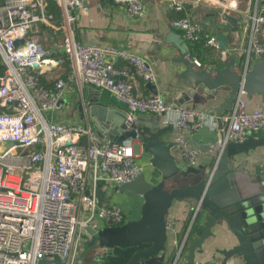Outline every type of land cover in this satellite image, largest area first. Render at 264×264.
I'll return each instance as SVG.
<instances>
[{"label": "built area", "instance_id": "2783aa9c", "mask_svg": "<svg viewBox=\"0 0 264 264\" xmlns=\"http://www.w3.org/2000/svg\"><path fill=\"white\" fill-rule=\"evenodd\" d=\"M55 1L61 9L60 18L49 11V0H0V62L5 65L0 72V106L4 109L0 111V264H46L44 259L52 260L47 264H85L78 247L88 237L87 227L99 229L128 219L121 206L101 204L99 191L103 185L111 192L142 173V147L134 138L100 140L90 122L56 119L54 113L62 106L71 82L108 89L127 106L129 120H134L136 113L158 115L163 126H172L187 167L201 164L204 154L185 135L218 124L215 111L178 105L158 92L138 95L137 78L149 83L158 78L144 54L80 41L75 24L80 11L88 9L85 0ZM113 1L131 17L145 10L146 0ZM165 1L182 13L173 25L187 40L202 37V26L186 11V3L197 0ZM222 1L225 3L218 11L224 22L237 4ZM249 1L253 8L242 13L245 23L241 29L245 30L247 22L251 29L236 46L221 50L215 35L208 39L221 50L220 59L234 54L245 68L264 56V39L259 35L264 25V0ZM37 23L63 33L61 49L69 58V69L56 78L53 87L45 86L39 74L59 60L49 56L38 35H31ZM118 58L125 65H118ZM196 62L202 65L197 57ZM221 120L228 123L226 139L242 141L251 131L264 132V107L250 104L241 92ZM176 226L175 218L168 214V232H175ZM185 244L186 239L172 264H177ZM56 256L61 257V263L53 261ZM187 264L217 263L197 259Z\"/></svg>", "mask_w": 264, "mask_h": 264}, {"label": "water", "instance_id": "95a60500", "mask_svg": "<svg viewBox=\"0 0 264 264\" xmlns=\"http://www.w3.org/2000/svg\"><path fill=\"white\" fill-rule=\"evenodd\" d=\"M214 23H217L216 20ZM199 24L204 25L203 22ZM229 30L240 31L238 16L228 14L226 22L219 25L215 39L221 50L234 45L224 32ZM168 41L175 43L181 51L177 59L185 66L182 75L193 79L188 89L182 91L181 98L175 100L176 104L190 100L196 105L208 99L221 98L214 110L222 125V113L232 106L241 92L250 97L261 93L264 97V56L241 71L234 68L237 62L234 54H230L222 66L197 65L196 56L189 52L187 42L179 33L172 31ZM151 87L155 90L152 83ZM126 112L118 111L115 105H104L96 116V130L102 132L101 128L108 129L116 136V141L138 139L143 153L150 156V163L160 178L157 181L150 180L145 173H141L135 180L117 186L116 189L122 193L142 196L140 216L99 229L88 226L90 247L104 251L113 247L131 248L128 264H170L166 260L167 215L177 201L191 199L195 201L197 213L207 214L205 221L198 223L200 234L187 244L189 263L194 261L196 249L208 237L216 234L214 228L219 226V234L223 239L230 241L232 236L235 239L233 245L220 249L224 257L223 264L233 257L242 259L245 264H264L263 167L255 166L258 177L255 180L245 163L235 166L237 157L264 144V137L251 131L242 141L220 136L201 142L196 141L191 132L187 133V141L200 153L211 154L214 164H199L184 169L173 152V147L178 146L177 142H166L162 137L172 128L171 125L160 126L158 123L156 127L143 126L135 120H129ZM102 253H98V261L103 258ZM51 261L43 260L46 264ZM53 261L61 263L62 259L56 256Z\"/></svg>", "mask_w": 264, "mask_h": 264}, {"label": "crops", "instance_id": "0c3cea01", "mask_svg": "<svg viewBox=\"0 0 264 264\" xmlns=\"http://www.w3.org/2000/svg\"><path fill=\"white\" fill-rule=\"evenodd\" d=\"M227 1L228 4L232 1L237 4L236 9L233 8L230 10L229 14L239 17L240 31H224L229 36L230 43L236 46L244 32L250 31L251 29L249 22H247L245 30L243 28L241 29V27H243L241 24L244 25L245 23L241 16L242 13L250 12L253 8V4L249 0ZM85 3L88 9L80 11L77 23L75 24L76 37L84 43L114 45L144 54L154 67L158 78L155 83H152L155 86V90L151 87V83L137 78L135 92L141 96L158 92L162 94L167 101L174 103L176 99H180L182 91L188 89L193 79L182 75L185 66L177 59V57L181 55V51L175 43L168 41V36L172 31H175L187 42V38L184 36L183 32L173 25L174 19L181 16L182 13L175 10L165 0H146L144 12L135 17L129 16L124 7L116 4L113 0H85ZM222 3L225 2L222 0L191 1L186 3V11L196 21L204 23L201 27L202 32H214L215 35L219 25L226 22H222L219 17L218 10ZM54 15L60 18L61 9H59L58 14L56 13ZM214 20H216L217 23H214ZM31 35H38L47 47L49 56L52 59L59 60L57 65H53L50 68L46 66L40 71V74H42L50 86L52 85L53 87L56 78L59 75H63V73L68 70V67L65 65V58L67 56L61 49L63 33L59 29L46 26L43 23H37L32 29ZM259 35L260 38L264 39V25ZM189 52L191 51L189 50ZM220 55L221 50L213 48L212 53L208 55V60L202 64L214 66L216 60L225 64L229 58L222 60L220 59ZM116 61L118 65H125V61L120 58L116 59ZM0 64L3 65L2 62H0ZM234 68L237 71L243 70V64L238 56ZM1 71L3 70L0 69V72ZM246 96L250 104L257 103L264 107V97L261 93H256L252 97ZM220 99L221 98L208 99L204 103H197L196 105L190 100H185L180 105L215 111L214 107L218 105ZM62 102L60 109L54 113L56 119L64 122H90L95 129V123L98 122L96 116L104 105H115L118 107V111H127L126 113L128 114L127 106L108 89L98 88L89 84L81 86L76 81L70 83ZM99 103L103 105L100 106ZM0 109H3V107L0 106ZM228 110L229 108L225 111ZM134 120L143 126L151 125L152 127H156L158 123L160 126H163L160 123L159 116L153 113H136ZM222 122V125L218 122L216 127L208 125L192 131L193 138L196 141L206 142L212 140L214 137H226L228 123ZM101 131L102 132L97 131L100 140H116V136L110 133L108 129L101 128ZM104 132H108L110 135L107 136ZM257 135L264 137V132H259ZM162 137L166 142H176L173 128L168 129ZM136 142L141 145L138 139H136ZM173 152L181 167L186 169L187 166L183 161L179 147L175 145V147H173ZM201 156V164H214V158L211 154L206 153ZM140 161L143 166L142 173H145L148 179L157 181L160 175L154 168L151 169L148 167V164H150V156L144 154L143 150L141 151ZM239 163H245V165L251 169V173L255 177L253 178L256 180L258 177L255 173V166L260 165L263 167L262 171L264 172V144L251 149L248 153L240 154L237 157L235 166ZM106 190L107 189L104 188L103 185L100 186L99 195L101 204H117L121 206L126 211L128 219H135L140 216V208L143 201L142 196H130L117 189L111 192H106ZM194 205L195 201L183 199L177 201L170 208L169 215L175 218L177 230L168 233L166 250V260L168 261L173 259V256L178 252L183 240L186 239V244L177 264L189 263V250L187 244L190 239L200 234L201 229L198 223L205 221L207 214L206 212L197 213L195 209L196 206ZM97 220L103 223L100 218H97ZM190 223H192V225L189 230ZM214 231L216 234L208 237L204 243L196 249L194 260H213L217 264H223L224 257L223 254L220 253V249L230 247L235 242V239L233 236L230 241L223 239L219 234V226H216ZM187 233L188 238L185 237ZM90 242L91 235L88 232V237L84 239L78 247V254L84 259L85 264H128L129 257L132 253L131 248L113 247L104 251L101 248L90 247ZM101 252H103V258L98 261V253ZM226 264L245 263L242 259L233 257L228 259Z\"/></svg>", "mask_w": 264, "mask_h": 264}, {"label": "trees", "instance_id": "16d2710c", "mask_svg": "<svg viewBox=\"0 0 264 264\" xmlns=\"http://www.w3.org/2000/svg\"><path fill=\"white\" fill-rule=\"evenodd\" d=\"M48 9L52 11L54 14H58L60 6L58 5L57 1L55 0H50ZM214 35V32H202V37H200L197 40H187V45L191 53H193L194 56H196L202 63L206 62L208 60V55L212 53L214 46L211 45L208 41L209 37ZM215 65L217 66H222L224 65L223 62L216 60ZM65 65L69 69V58L68 56L65 58ZM5 65L0 64V69H4ZM68 71V70H67ZM66 71V72H67ZM65 72V73H66ZM63 73V74H65ZM40 81L47 87H52L50 84L47 82L46 78L42 75L39 74ZM3 111L4 109H0V111Z\"/></svg>", "mask_w": 264, "mask_h": 264}, {"label": "rangeland", "instance_id": "374dc122", "mask_svg": "<svg viewBox=\"0 0 264 264\" xmlns=\"http://www.w3.org/2000/svg\"><path fill=\"white\" fill-rule=\"evenodd\" d=\"M148 167H150L151 169H153V167H152V165H151V163L150 164H148ZM167 217H168V215H167ZM191 224V223H190ZM169 233V232H168ZM177 253V252H176ZM175 256H176V254L173 256V259L171 260V261H169L170 262V264H172L173 263V261H174V259H175Z\"/></svg>", "mask_w": 264, "mask_h": 264}]
</instances>
